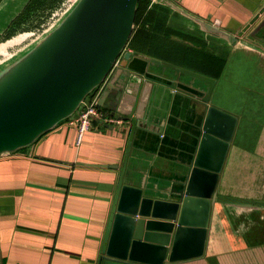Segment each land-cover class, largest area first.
<instances>
[{
	"label": "crops",
	"instance_id": "obj_1",
	"mask_svg": "<svg viewBox=\"0 0 264 264\" xmlns=\"http://www.w3.org/2000/svg\"><path fill=\"white\" fill-rule=\"evenodd\" d=\"M26 1L1 0L0 32ZM263 20L264 0H157L129 41L128 51L197 74L184 65L202 66L193 62L192 50L199 57L223 59L219 79L207 76L216 81L210 102L238 119L218 183L206 252L200 259L174 264H264V45L251 35ZM204 24L238 41L228 43ZM19 37L23 35L0 45ZM232 68L243 71L242 82L226 78ZM227 87L250 96L239 101L235 93H225ZM205 109L197 98L154 87L145 121L134 134L127 175L158 180L174 173L169 169L179 167ZM100 114L80 142L76 127L66 121L17 154L0 157V264H98L130 130L127 123L104 124L106 112ZM239 203L247 206L234 205ZM226 208L245 225L244 233L219 236Z\"/></svg>",
	"mask_w": 264,
	"mask_h": 264
},
{
	"label": "water",
	"instance_id": "obj_2",
	"mask_svg": "<svg viewBox=\"0 0 264 264\" xmlns=\"http://www.w3.org/2000/svg\"><path fill=\"white\" fill-rule=\"evenodd\" d=\"M138 1L69 0L40 34L0 45V157L71 120L98 92L99 111L130 127L98 264H174L204 256L238 120L211 105L214 79L127 50ZM204 26L228 43L238 41ZM263 29L264 20L251 35L260 38ZM154 87L197 98L206 109L179 167L147 180L128 176L126 167Z\"/></svg>",
	"mask_w": 264,
	"mask_h": 264
},
{
	"label": "trees",
	"instance_id": "obj_3",
	"mask_svg": "<svg viewBox=\"0 0 264 264\" xmlns=\"http://www.w3.org/2000/svg\"><path fill=\"white\" fill-rule=\"evenodd\" d=\"M1 1V0H0ZM69 0H28L22 10L17 14L6 29L0 33V43H3L14 36L33 33L40 34L48 25L61 13ZM150 7V0H139L135 17V26L138 25L144 17L145 12ZM260 38L254 36L259 42L264 43V29L259 32ZM195 55V61L202 64L201 67L192 68L190 65L184 64L188 69L199 72L203 76H210L219 79L224 69L225 61L223 59L205 55L199 57L197 51L192 50ZM186 55V54H185ZM187 60L192 61L186 55Z\"/></svg>",
	"mask_w": 264,
	"mask_h": 264
},
{
	"label": "built area",
	"instance_id": "obj_4",
	"mask_svg": "<svg viewBox=\"0 0 264 264\" xmlns=\"http://www.w3.org/2000/svg\"><path fill=\"white\" fill-rule=\"evenodd\" d=\"M153 2L154 0H150V6L153 4ZM99 95L100 92H98L93 98H91L71 120L67 121L76 127L78 142H80L83 135L91 129L92 122L95 119L100 118L101 112L99 111V108L96 104ZM102 121L104 124L109 126L122 125V121L111 116H102Z\"/></svg>",
	"mask_w": 264,
	"mask_h": 264
},
{
	"label": "rangeland",
	"instance_id": "obj_5",
	"mask_svg": "<svg viewBox=\"0 0 264 264\" xmlns=\"http://www.w3.org/2000/svg\"><path fill=\"white\" fill-rule=\"evenodd\" d=\"M21 0H16V2H20ZM35 37V36H33ZM32 37V38H33ZM6 42V41H5ZM261 45L264 43L260 42ZM12 48L9 47V48H6V51L8 52L10 49ZM245 74L243 73L242 70L240 69H230L227 73V77L226 78H240L239 80L242 82L243 81V78H244ZM245 78H248V77H245ZM242 91V90H241ZM232 95L235 93V91L230 87H227L225 89V93H229ZM235 97L239 100V101H243V99L245 100L246 97L245 96H250L249 93H244L242 92V94L240 93H235L234 94ZM255 99H258V96L254 95ZM241 98V99H240ZM250 100V99H249ZM247 107H249L251 105L250 102H247ZM245 106V105H244ZM225 214H224V221L222 223H219L218 224V228H219V236H229L231 235V232H234V234H238V233H244L245 232V225L242 223V222H239V221H236V220H233L231 215H230V211L228 208L225 209ZM241 214L243 211H239Z\"/></svg>",
	"mask_w": 264,
	"mask_h": 264
}]
</instances>
